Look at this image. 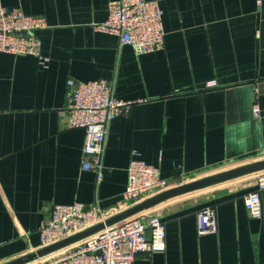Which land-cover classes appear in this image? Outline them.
Masks as SVG:
<instances>
[{
  "label": "crops",
  "instance_id": "0c3cea01",
  "mask_svg": "<svg viewBox=\"0 0 264 264\" xmlns=\"http://www.w3.org/2000/svg\"><path fill=\"white\" fill-rule=\"evenodd\" d=\"M114 1L0 0L48 23L37 32L45 64L0 53V264L39 248L55 204L117 209L134 150L171 187L264 158V0H156L164 45L145 54L93 28ZM70 79L106 80L131 103L108 126L99 181L81 168L84 130L69 127ZM255 179L147 210L164 223L166 248L134 264H264V192L261 218L244 205ZM205 206L215 210L217 232L200 235Z\"/></svg>",
  "mask_w": 264,
  "mask_h": 264
},
{
  "label": "built area",
  "instance_id": "2783aa9c",
  "mask_svg": "<svg viewBox=\"0 0 264 264\" xmlns=\"http://www.w3.org/2000/svg\"><path fill=\"white\" fill-rule=\"evenodd\" d=\"M163 11L156 0H116L108 5L107 19L94 24L96 31L115 35L136 54L160 50L164 45ZM48 23L41 16L6 9L0 5V53L30 55L40 64L41 41L38 31ZM69 127L84 130L81 168L92 171L97 180L103 176L102 158L110 122L119 114L129 113L131 103L117 100L109 82L67 81ZM258 114L257 106L253 108ZM127 185L121 203L114 211H104L96 203L55 204L48 222L39 228L40 246L44 247L91 228L130 208L144 199L171 188L156 166L147 164L134 150L127 167ZM256 190L244 197L247 214L253 219L262 216L260 193L264 192V171L256 173ZM200 235L217 232L216 213L205 206L197 213ZM164 223L146 211L123 219L109 227L45 257L39 264H134L138 254L162 253L166 248ZM36 263V264H38Z\"/></svg>",
  "mask_w": 264,
  "mask_h": 264
},
{
  "label": "water",
  "instance_id": "95a60500",
  "mask_svg": "<svg viewBox=\"0 0 264 264\" xmlns=\"http://www.w3.org/2000/svg\"><path fill=\"white\" fill-rule=\"evenodd\" d=\"M261 171H264V159L256 160V161L247 163L245 165L238 166L230 170H226L224 172H220V173H217L211 176H207L199 180L182 183L178 186L171 187L163 192H160L158 194H155L153 196H150L144 199L140 203L130 208H127L119 212L118 214H115L114 216H111L110 218L105 220L103 223L97 224L91 228H88L86 230L73 234L71 236H68L50 245H47V246L38 248L34 251L28 252L24 255H21L17 258H14L2 264H30V263H33L61 249H64L68 246L73 245L81 241L82 239L104 229L105 227H109L123 219L131 217L138 213L147 211L155 207L156 205L162 202H165L169 199H172L180 195H184L186 193H191V192H194L200 189H204V188H207V187H210V186L222 183V182H226L228 180H232V179L250 175V174H255Z\"/></svg>",
  "mask_w": 264,
  "mask_h": 264
},
{
  "label": "rangeland",
  "instance_id": "374dc122",
  "mask_svg": "<svg viewBox=\"0 0 264 264\" xmlns=\"http://www.w3.org/2000/svg\"><path fill=\"white\" fill-rule=\"evenodd\" d=\"M262 159H264V158H262ZM258 160H261V159H258ZM254 161H256V160H254ZM251 162V161H250ZM250 162H248L247 160L246 161H244V160H242V161H239L237 164H234V166L232 165L231 167H226V168H221L219 171H217V172H215V173H213V174H211V175H214V174H217V173H220V172H224V171H226V170H230V169H232V168H235V167H238V166H242V165H245V164H247V163H250ZM211 175H207V176H211ZM207 176H203V177H201V178H198V179H195V180H199V179H202V178H205V177H207ZM195 180H192V181H195ZM191 182V181H190ZM44 261V259H42L41 260V263ZM36 263H38V262H36ZM40 263V262H39ZM38 263V264H39ZM35 264V263H34Z\"/></svg>",
  "mask_w": 264,
  "mask_h": 264
},
{
  "label": "trees",
  "instance_id": "16d2710c",
  "mask_svg": "<svg viewBox=\"0 0 264 264\" xmlns=\"http://www.w3.org/2000/svg\"><path fill=\"white\" fill-rule=\"evenodd\" d=\"M42 259H39V260H37V261H35V262H33V263H30V264H34V263H36V262H40Z\"/></svg>",
  "mask_w": 264,
  "mask_h": 264
}]
</instances>
